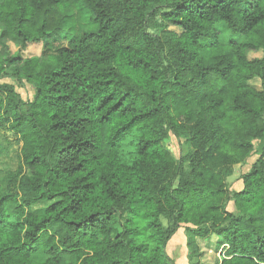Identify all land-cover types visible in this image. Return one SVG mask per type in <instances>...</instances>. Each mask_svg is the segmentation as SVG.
<instances>
[{"label":"trees","instance_id":"trees-1","mask_svg":"<svg viewBox=\"0 0 264 264\" xmlns=\"http://www.w3.org/2000/svg\"><path fill=\"white\" fill-rule=\"evenodd\" d=\"M78 4L92 28L59 37ZM3 78L34 94L0 82V264H177L183 225L190 262L216 236L264 264V0H0Z\"/></svg>","mask_w":264,"mask_h":264},{"label":"rangeland","instance_id":"rangeland-1","mask_svg":"<svg viewBox=\"0 0 264 264\" xmlns=\"http://www.w3.org/2000/svg\"><path fill=\"white\" fill-rule=\"evenodd\" d=\"M83 6L78 4V6L74 7L72 13L76 14V17L70 20L63 30L58 32V36H65L68 34L72 35L75 33H81L86 29L92 28L87 24V20L81 17L80 9ZM83 10V9H82ZM237 38L240 39L236 35H232V33L228 30H223V39L226 40L228 38ZM69 44V39H64L57 43L55 48L67 46ZM12 51H16L17 48L14 44H11ZM42 53V44L41 43H33L31 44L28 49L24 52L26 57L40 55ZM262 57L263 53L261 52H252L251 57ZM0 82L4 83H14L17 86L18 92L21 93L24 99H32L34 94L33 86L27 84L25 86H20L16 81L12 80L11 78H3ZM251 83L259 89H263V81L259 78H255L251 81ZM257 150L256 152L244 163L238 164L235 166V170L233 175L229 177V183L231 187L235 190H241L243 188V180L242 175L248 172L252 166V164L257 160L259 157V153L261 152L262 142H257ZM166 145L170 146L171 149L174 151L177 157H180L181 154L184 152L187 144L186 139L184 137H177L175 134L171 133L170 137L166 140ZM20 145L17 142H14L9 151L0 157V172L7 170L8 168L14 167L17 163V154L19 153ZM230 210L234 209L233 202H231L228 206ZM185 226L183 225L178 232L173 236L171 241L168 244L167 250L168 253L176 258L177 264H219L221 258H223V254L225 253L224 247L220 248L219 250L216 249V241L217 237L213 236L210 240H199V255L195 256L193 261L190 262L188 259V254L191 252V248L187 245V234L185 230Z\"/></svg>","mask_w":264,"mask_h":264}]
</instances>
